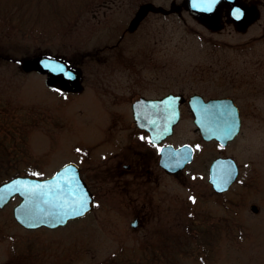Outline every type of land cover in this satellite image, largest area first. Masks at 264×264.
<instances>
[{
    "label": "rangeland",
    "instance_id": "obj_1",
    "mask_svg": "<svg viewBox=\"0 0 264 264\" xmlns=\"http://www.w3.org/2000/svg\"><path fill=\"white\" fill-rule=\"evenodd\" d=\"M54 1L66 13L61 21H44L52 5L46 2L38 23L33 10L25 23L19 13L0 16V49L18 61L0 59V114L21 141L11 145L10 176L44 177L66 162L80 163L82 126L129 112L138 95L249 96L250 53L263 52L264 43L248 40L264 22V0H237L258 11L247 18L255 21L250 29L232 23L226 3L207 23L187 0ZM219 16L223 26L215 29L211 23ZM40 54L75 61L70 66L79 74V90L61 89L48 74L22 68L23 59ZM256 118L264 129L262 116ZM238 141L204 143L182 171L161 174L159 193L170 198L153 211H122L101 198L91 213L66 225L26 229L12 215L19 200L13 196L0 208V264H264V131L257 130L241 158L235 156ZM216 155L234 157L249 186L215 193L207 172ZM136 212L147 215L132 232Z\"/></svg>",
    "mask_w": 264,
    "mask_h": 264
},
{
    "label": "flooded vegetation",
    "instance_id": "obj_2",
    "mask_svg": "<svg viewBox=\"0 0 264 264\" xmlns=\"http://www.w3.org/2000/svg\"><path fill=\"white\" fill-rule=\"evenodd\" d=\"M225 3L230 6L228 18L237 28L250 29L254 25L255 21L251 20H254L258 13L256 8H253L254 5L249 7L239 3L237 0L235 3L248 9L247 13L240 20L235 19L232 15L234 3L227 0H220L211 14L200 13L197 15L209 23L212 20V15H218L220 13L219 8ZM250 16H252L251 20L247 21V18ZM222 17L219 16V19L212 21L211 25L213 28L218 29L220 26H223L221 22ZM257 27L260 31L249 37L248 41L251 44L255 41L257 44L264 43V22H259ZM256 51V49L251 50L250 66L247 68V74L244 78L250 85V89L247 90L248 97H245L243 92H240V95L237 97L229 94L205 96L198 93L205 100L209 98L229 97L235 103L239 116V124L235 136L226 144H221L214 138L204 139L198 128L193 124V116L187 100L192 94L197 92H193L187 96L181 92L171 91L162 95H138L132 98L129 112L108 113L103 121L97 122L92 128H90L91 124L83 125L81 137L79 138L78 157L81 156L84 162L74 163L79 169L81 179L92 193L94 205L91 211L73 220H78L91 213L97 208L98 200L101 198L104 201L118 205V209L122 211H153L155 206L170 198V195L163 193L164 197L159 193L160 175H176L182 171L195 160L204 143H214L216 146L224 147L230 141H235L236 139L243 140L241 144L238 141L235 152V156L241 158L243 151L253 146L257 130L264 131V129L257 128L255 124V121H257L256 116H262L264 120V51L260 53ZM44 73L48 74L47 72ZM236 75L239 79L245 76L244 74ZM47 81L50 82L48 79ZM54 81L60 85L59 81ZM79 82L80 80L78 81V85ZM78 85L76 87L69 85L71 92L79 90L77 88ZM65 86L60 85L61 89H66ZM168 93L179 94L178 119L172 125L170 132L161 135L159 133L160 130H157V133L151 134L148 129L139 127L133 117L132 104L134 101L140 98L160 99ZM173 108L174 106L171 102L155 106L154 108L147 106L139 112V115L159 128L162 123L167 122ZM248 115L249 117H254V121L250 120L248 122ZM185 133H189L190 137L183 138V134ZM185 144L191 146L193 149L191 161L187 162L178 172L171 173L166 171L160 165L161 156L168 153L171 148L176 149ZM232 158L237 165V175L226 191L232 186H236L240 190L250 184V179L246 178L241 164L234 157ZM91 159L95 162L94 164L89 163ZM252 204L256 206V211H258V207L254 203H251L249 208ZM250 210L253 211L251 208ZM133 214L129 220L128 228L130 229L129 231L135 232L143 226L141 223L147 213L141 215L142 213L136 212ZM132 221H135L136 224L132 225Z\"/></svg>",
    "mask_w": 264,
    "mask_h": 264
},
{
    "label": "water",
    "instance_id": "obj_3",
    "mask_svg": "<svg viewBox=\"0 0 264 264\" xmlns=\"http://www.w3.org/2000/svg\"><path fill=\"white\" fill-rule=\"evenodd\" d=\"M220 0H187L188 8L195 13L211 14ZM233 4L232 15L240 20L248 9L236 0H227ZM239 10V15H237ZM21 66L25 70H37L48 73V80H57L61 86L66 83L72 87L78 85L77 71L61 58L48 55H34L23 59ZM179 94L168 93L160 99L140 98L132 104L133 117L139 127H144L151 134L164 135L170 132L178 119ZM193 123L204 139L214 138L221 144L233 139L237 132L239 116L235 103L229 97L209 98L205 100L194 93L188 98ZM172 103L174 108L166 123L157 127L141 117L139 112L144 107L161 106ZM193 155L191 146L185 144L176 149L171 148L160 158V165L168 172H178L190 162ZM237 175V165L232 157L216 156L209 164L208 182L216 192H223L231 185ZM17 195L19 200L12 207L14 219L25 228L34 229L40 226L56 228L65 225L69 220L83 216L93 209L92 193L79 175L74 162H66L51 175L35 177L32 175H14L0 182V208ZM84 201L85 206L80 207ZM250 208L256 211L255 205ZM80 212L81 214H75ZM132 225L136 222L132 221Z\"/></svg>",
    "mask_w": 264,
    "mask_h": 264
},
{
    "label": "trees",
    "instance_id": "obj_4",
    "mask_svg": "<svg viewBox=\"0 0 264 264\" xmlns=\"http://www.w3.org/2000/svg\"><path fill=\"white\" fill-rule=\"evenodd\" d=\"M79 0H77L78 2ZM47 4H52L46 5ZM54 0H0V16L6 15L9 13L20 14L23 22H26L24 16L28 19L32 15L31 11L33 10V23H38L42 15L45 12L47 6H50L48 11L45 12V22L50 23V21L54 20V17L57 18L58 21H61V15L64 16L66 13L60 10L59 12L56 10L57 6ZM77 5V4H76ZM14 9V10H12ZM30 12V16H29ZM58 23V22H57ZM30 54V52H27ZM8 53L2 52L0 49V59L1 60H9L10 58L13 61H17V58L13 55L8 56ZM18 62V61H17ZM69 65H74L75 61H69ZM1 115V114H0ZM0 117V182L10 177L9 168L13 166V159L16 160L14 154V149H12L11 145L17 146V144L21 143L20 140L15 139V134L13 133L12 125L8 121L3 120V115ZM17 140V141H16ZM208 231H206V234Z\"/></svg>",
    "mask_w": 264,
    "mask_h": 264
},
{
    "label": "snow or ice",
    "instance_id": "obj_5",
    "mask_svg": "<svg viewBox=\"0 0 264 264\" xmlns=\"http://www.w3.org/2000/svg\"><path fill=\"white\" fill-rule=\"evenodd\" d=\"M212 3H215V0H211ZM237 15H239V10H237ZM85 206V202L81 201L80 202V207H84ZM75 214H81L80 212H76Z\"/></svg>",
    "mask_w": 264,
    "mask_h": 264
}]
</instances>
